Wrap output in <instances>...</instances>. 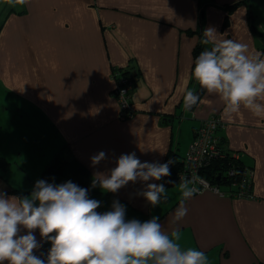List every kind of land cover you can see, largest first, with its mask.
Returning <instances> with one entry per match:
<instances>
[{"label": "crops", "instance_id": "1", "mask_svg": "<svg viewBox=\"0 0 264 264\" xmlns=\"http://www.w3.org/2000/svg\"><path fill=\"white\" fill-rule=\"evenodd\" d=\"M238 1L0 0V191L29 196L57 155L76 158L89 172V198L101 201L98 212L118 200L126 219L159 216L165 232L179 231L182 248L204 251L211 264L264 262V114L241 106L225 116L224 101L207 90L196 108L183 104V90L199 86L193 50L206 28L264 53V0L224 7ZM249 11L261 34L252 31ZM130 64L139 68L137 110L122 119L112 72ZM213 115L223 122L217 135L226 147L254 169V199L205 190L185 201L188 212L176 221L179 180L155 207L140 195L147 183H159L154 179L130 181L116 193L91 187L94 172L107 173L121 154L135 152L141 162L164 163L170 153L182 159ZM100 151L107 159L93 166ZM27 231L21 226L19 234ZM33 234L42 245L39 230Z\"/></svg>", "mask_w": 264, "mask_h": 264}, {"label": "clouds", "instance_id": "2", "mask_svg": "<svg viewBox=\"0 0 264 264\" xmlns=\"http://www.w3.org/2000/svg\"><path fill=\"white\" fill-rule=\"evenodd\" d=\"M202 42L211 47L200 52L191 70L200 87L221 97L225 116L241 106L264 114V104L258 103L264 101V53L222 38L214 27L204 30ZM199 100L194 91L183 90L185 111ZM90 159L95 166L107 156L100 151ZM170 164L173 161L141 162L135 152L121 154L116 167L94 172L91 187L116 193L130 181H160L171 175ZM179 180L182 199L174 213L176 221L186 216L185 201L198 192L191 178ZM165 183H147L140 195L155 207L168 199ZM88 192L70 180L54 184L43 179L36 181L29 196L0 191V264H211L204 251L182 248L179 231L165 232L159 216L144 222L126 219V206L118 200L110 211L98 212L101 201L89 198ZM21 226L27 234H19ZM37 229L51 242L46 260L34 253L41 247L33 234Z\"/></svg>", "mask_w": 264, "mask_h": 264}, {"label": "trees", "instance_id": "3", "mask_svg": "<svg viewBox=\"0 0 264 264\" xmlns=\"http://www.w3.org/2000/svg\"><path fill=\"white\" fill-rule=\"evenodd\" d=\"M243 0L234 2L231 4L224 5L226 9H228L229 12H232L234 9H236ZM249 23L250 27L253 32L261 34L262 32L258 28L257 24L254 20V15L251 11L248 13ZM228 19L224 21V26L228 24ZM3 25V22H2ZM189 33L193 32V30L189 29ZM211 44L209 46H206L204 43H198L194 47L193 50V56L194 61L196 57L200 54L201 51L205 49H210ZM116 69H123V73L125 75H128L132 78H134L136 82V76L139 74V68L130 64L127 67H115ZM114 68V69H115ZM113 69V71H114ZM133 91V90H132ZM196 94L199 95L200 100L198 101L197 105L200 103L203 95L206 92V89H202L200 85L194 90ZM114 94V92H113ZM115 95V94H114ZM133 102V100H132ZM134 103V102H133ZM197 105H194L192 109L196 108ZM136 107V106H135ZM219 137V136H218ZM220 138V137H219ZM220 147L222 149L221 156L214 158L210 164L202 170V173L214 184H218L223 190H232L235 191L237 188L232 187V184L236 181L240 180L243 170L246 166L245 162L242 160V157L239 158L234 156L233 151L228 149L224 143V140L220 138ZM239 152V151H238ZM173 161V164H170V171L171 175L167 177H162V179L159 181V183H165L168 180L174 181L178 183V173L183 167V158L180 159L179 156L175 153H170L166 156L165 162L167 161ZM164 162V163H165ZM231 169L235 170L234 175L229 174V171ZM89 175L88 170L86 167L76 158L74 159H67L63 155H57L56 158H54L53 162L43 171L42 176L40 177V180L43 179L47 181L48 183H54V184H61L66 181H72L73 183L77 184L80 187L86 188L89 190V183L87 182V176ZM175 183V184H176ZM174 184H167L165 183V187L172 186ZM32 189L27 190L26 193L32 191ZM234 196V195H232ZM235 197V196H234ZM44 240V239H43ZM50 249V246L47 243V240H44L39 250L35 252V254L38 257H41L46 260L47 253ZM43 254V255H41ZM261 264H264V262H261Z\"/></svg>", "mask_w": 264, "mask_h": 264}, {"label": "built area", "instance_id": "4", "mask_svg": "<svg viewBox=\"0 0 264 264\" xmlns=\"http://www.w3.org/2000/svg\"><path fill=\"white\" fill-rule=\"evenodd\" d=\"M115 86L113 92L119 103V116L122 119L131 117L136 112V107L132 102V90L135 87L134 78L125 75L123 69H114L112 72ZM223 122L219 115H213L205 119L197 128L195 137L192 140L186 154L183 157V167L178 173V179L181 176H186L194 181V186L198 189L197 193L205 190H212L221 195H234L239 198L256 197L253 189L254 169L245 166L240 180L232 184V187L237 188L235 191L223 190L218 184L212 183L203 173L214 158L222 154L220 147V138L217 135V130ZM234 156L239 158L241 153L233 152ZM235 170L231 169L229 174L234 175ZM180 182V180H179Z\"/></svg>", "mask_w": 264, "mask_h": 264}, {"label": "rangeland", "instance_id": "5", "mask_svg": "<svg viewBox=\"0 0 264 264\" xmlns=\"http://www.w3.org/2000/svg\"><path fill=\"white\" fill-rule=\"evenodd\" d=\"M35 121L33 122V123H30V124H32L34 127H35ZM22 134H25L24 132L22 133ZM25 143V141H23V144ZM191 144V143H190ZM190 144H189V146H190ZM189 146H188V148H189ZM17 150H18V148H17ZM188 150V149H187ZM187 152V151H186ZM19 170H22L21 168H19ZM31 193H29V195H30Z\"/></svg>", "mask_w": 264, "mask_h": 264}]
</instances>
